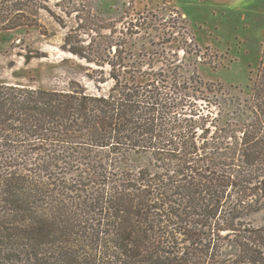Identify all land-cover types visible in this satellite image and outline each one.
Returning a JSON list of instances; mask_svg holds the SVG:
<instances>
[{"label": "trees", "instance_id": "16d2710c", "mask_svg": "<svg viewBox=\"0 0 264 264\" xmlns=\"http://www.w3.org/2000/svg\"><path fill=\"white\" fill-rule=\"evenodd\" d=\"M118 53L108 95L0 84V264H264V52L243 102Z\"/></svg>", "mask_w": 264, "mask_h": 264}, {"label": "rangeland", "instance_id": "374dc122", "mask_svg": "<svg viewBox=\"0 0 264 264\" xmlns=\"http://www.w3.org/2000/svg\"><path fill=\"white\" fill-rule=\"evenodd\" d=\"M48 7L42 27L0 32V84L108 95L114 82L104 62L123 50L139 70L176 62L184 79L224 85L241 102L252 97L264 0H48ZM256 221L264 225V213Z\"/></svg>", "mask_w": 264, "mask_h": 264}]
</instances>
